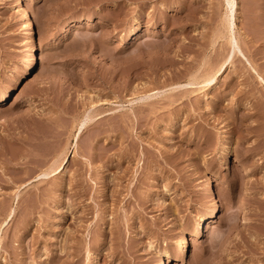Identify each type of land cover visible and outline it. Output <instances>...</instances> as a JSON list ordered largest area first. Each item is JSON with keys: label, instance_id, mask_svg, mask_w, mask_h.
Masks as SVG:
<instances>
[{"label": "rangeland", "instance_id": "obj_1", "mask_svg": "<svg viewBox=\"0 0 264 264\" xmlns=\"http://www.w3.org/2000/svg\"><path fill=\"white\" fill-rule=\"evenodd\" d=\"M226 1L0 0V264H264V0Z\"/></svg>", "mask_w": 264, "mask_h": 264}, {"label": "bare ground", "instance_id": "obj_2", "mask_svg": "<svg viewBox=\"0 0 264 264\" xmlns=\"http://www.w3.org/2000/svg\"><path fill=\"white\" fill-rule=\"evenodd\" d=\"M20 2H21V0H20ZM23 2V1H22ZM226 2H229V0H227ZM25 3V2H24ZM22 4V3H21ZM26 4V3H25ZM24 5V4H23ZM23 5H22V7H23ZM25 7V6H24ZM27 7V6H26ZM16 10V9H15ZM19 11H17V13H18ZM20 13H21V15H22V19H23V23H22V25H23V27H24V30H25V33H26V38H27V44H26V55H27V59H26V61L22 64V66H21V71L23 72L24 71V68L26 67V66H28L30 63H31V60H33V55H32V46H31V39H30V30H29V21H28V19H27V17H26V15H25V13H24V11H23V9L22 8H20ZM29 13V12H28ZM28 16V15H27ZM20 21V20H19ZM32 21V20H31ZM21 26V25H20ZM32 26V25H31ZM21 31H23V30H21ZM24 32V31H23ZM24 37V36H23ZM23 40L25 41V39L23 38ZM34 42V41H33ZM25 47V46H24ZM35 58V57H34ZM36 61V60H35ZM31 65V64H30ZM64 161V160H63ZM62 167V165H60L59 167H58V170L60 169ZM204 191H205V189H204ZM216 195V194H215ZM214 196V195H213ZM208 199V198H207ZM209 206V205H208ZM216 206H217V204H216ZM214 210H215V204H214V202H212L211 203V208H210V212H214ZM210 214V213H209ZM208 216H210V215H208ZM213 216V215H212ZM214 216H216V215H214ZM207 218V217H206ZM216 218V217H215ZM204 220V219H203ZM213 221V220H212ZM203 223V222H202ZM207 224H209V221H204V223H203V225H204V227L206 228V227H208V225ZM178 249H179V251H181L182 250V247H184L183 245H184V239L182 238V236L180 235L179 237H178ZM177 251V250H176ZM165 258V257H164ZM166 260V259H165ZM158 261V264H164L163 262H165V264L168 262V261H163V262H161V260L159 261V260H157ZM170 263V262H169Z\"/></svg>", "mask_w": 264, "mask_h": 264}]
</instances>
